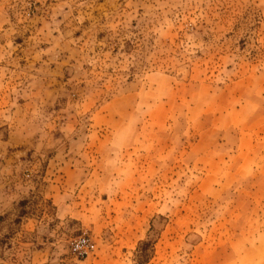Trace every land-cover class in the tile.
I'll use <instances>...</instances> for the list:
<instances>
[{"label":"rangeland","instance_id":"1","mask_svg":"<svg viewBox=\"0 0 264 264\" xmlns=\"http://www.w3.org/2000/svg\"><path fill=\"white\" fill-rule=\"evenodd\" d=\"M0 264H264V0H0Z\"/></svg>","mask_w":264,"mask_h":264},{"label":"built area","instance_id":"2","mask_svg":"<svg viewBox=\"0 0 264 264\" xmlns=\"http://www.w3.org/2000/svg\"><path fill=\"white\" fill-rule=\"evenodd\" d=\"M72 251L79 259H84L96 251V243L89 235L84 234L73 242Z\"/></svg>","mask_w":264,"mask_h":264}]
</instances>
